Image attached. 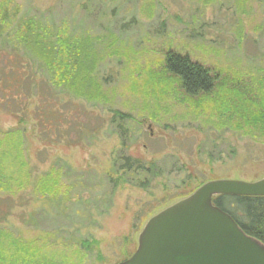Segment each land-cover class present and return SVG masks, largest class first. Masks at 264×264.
I'll use <instances>...</instances> for the list:
<instances>
[{
	"label": "rangeland",
	"instance_id": "rangeland-1",
	"mask_svg": "<svg viewBox=\"0 0 264 264\" xmlns=\"http://www.w3.org/2000/svg\"><path fill=\"white\" fill-rule=\"evenodd\" d=\"M2 7L7 29L24 15L86 33L101 52L97 75L109 102L65 96L56 105L43 78L27 83L33 66L0 49V228L13 237L0 236L5 257L119 264L134 255L147 222L183 200L169 198L195 184L264 179V146L238 130L264 90V0H0V15ZM169 51L217 76L213 91L185 94L165 69ZM110 110L131 118L126 134L109 125ZM123 143L135 159L164 163L149 190L109 184ZM49 178L70 201L58 198L60 210L50 205L57 192L51 199L40 191ZM93 198L106 200V210Z\"/></svg>",
	"mask_w": 264,
	"mask_h": 264
},
{
	"label": "trees",
	"instance_id": "trees-1",
	"mask_svg": "<svg viewBox=\"0 0 264 264\" xmlns=\"http://www.w3.org/2000/svg\"><path fill=\"white\" fill-rule=\"evenodd\" d=\"M6 13L7 9H3L0 15V49H9L10 53L19 54L23 60V65L31 64L33 66L34 72L30 73L28 71L26 75L27 83L36 86L38 85L37 80L43 78V83L50 90L52 98L55 97L56 105L60 104L57 98L64 99L65 96L76 100H84L89 104H94V106L96 104L102 107L109 105L102 82L98 81L97 75L98 66L102 61L99 56L101 52L99 54L94 42L90 37H87L86 33L82 31L81 34H77L76 28L69 27L67 24L45 23L42 19L37 20L24 15L13 22L10 27L8 26L7 29V21L4 19ZM165 69L178 79L182 90L188 96L209 94L217 83V76L211 73L209 69L193 62L189 56L178 52L169 51L165 54ZM11 76H16V73H12ZM24 77L21 78L23 81ZM5 82H7L6 79ZM12 100L16 101L17 98L13 96ZM252 104H250L249 110L244 111L246 112L243 119L244 126L239 125L238 130L245 133L254 142L264 146V90L260 102ZM56 105H53L52 110L57 108ZM42 112L45 115L44 117L48 119L44 108H42ZM109 112L114 114L109 125L117 127L116 129H123L125 133V124L131 118L118 111L110 110ZM21 113L25 115L26 110ZM52 114L53 111L49 113V116ZM129 150L130 147L128 145L124 147L123 143L119 158L114 160L110 167L108 182L114 190L117 188V184H128L147 191L159 178L163 177L162 165L164 163L135 159L128 154ZM0 161L2 160L0 159ZM3 170L0 167V176H3ZM4 173H7L6 169ZM115 176H117V181L114 182ZM57 181L49 178L45 185L40 187L41 193L45 195L44 198H51L50 194L54 195L57 192L56 198L54 195V200L57 202L50 204L54 210L62 209V201L58 198L66 201L68 199H64L59 194L60 189L56 188L59 185ZM190 185L193 186L194 183ZM195 185L188 193L174 196L169 198L168 201L184 199L203 184ZM68 189L70 190L71 187H68ZM94 199H91L92 201L88 203L92 202V205L100 206V208L106 210L108 206L106 200L94 201ZM82 203L84 201L79 198L75 205L79 208L82 207ZM213 203L230 215L246 235L264 245V197L220 196L214 198ZM68 204H70V201ZM80 209L82 210V208ZM88 212L89 210L86 211V213ZM7 233L8 230L0 228V236L6 238L5 241H10L13 237ZM80 244L85 250L87 248L94 250L96 245L94 242H80ZM19 249L24 250V254L27 256L33 252L31 248H27L25 245L19 246ZM3 254H5L4 250L0 249V264H14V258L17 259L15 264H26L22 261L27 259L25 257L12 255L5 257Z\"/></svg>",
	"mask_w": 264,
	"mask_h": 264
},
{
	"label": "water",
	"instance_id": "water-1",
	"mask_svg": "<svg viewBox=\"0 0 264 264\" xmlns=\"http://www.w3.org/2000/svg\"><path fill=\"white\" fill-rule=\"evenodd\" d=\"M220 196L264 197V179L203 184L152 217L134 255L119 264H264V245L214 205Z\"/></svg>",
	"mask_w": 264,
	"mask_h": 264
}]
</instances>
